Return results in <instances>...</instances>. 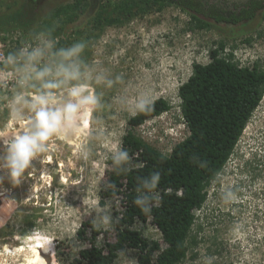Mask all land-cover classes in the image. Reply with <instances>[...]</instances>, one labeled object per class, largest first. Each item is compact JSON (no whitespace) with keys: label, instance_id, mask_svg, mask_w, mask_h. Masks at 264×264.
<instances>
[{"label":"rangeland","instance_id":"obj_1","mask_svg":"<svg viewBox=\"0 0 264 264\" xmlns=\"http://www.w3.org/2000/svg\"><path fill=\"white\" fill-rule=\"evenodd\" d=\"M48 41L54 42L53 52L85 44L78 59L81 80L95 88L100 104L89 128L72 143L50 141L49 151L34 159L19 185L11 184L8 169H0V264H47L46 253L36 246L45 238L52 241L49 264H68L89 246L76 233L90 218L106 231L96 244L111 239L121 202L112 197L99 204L112 155L105 158L101 142L121 146L130 129L132 99L143 96L152 102L162 97L171 108L132 130L168 154L189 133L178 87L193 63H207L210 49L223 42L224 52H232L239 65L264 68V9L237 25L198 28L171 2L0 0V60L25 44ZM14 91L11 85L0 88V129L6 131V105ZM29 115L25 111V119ZM76 144H82L87 158ZM6 154L0 150V163ZM194 216L188 250L178 264H264V92ZM133 227L164 246L150 218ZM116 263L137 264L135 250L119 251Z\"/></svg>","mask_w":264,"mask_h":264},{"label":"trees","instance_id":"obj_2","mask_svg":"<svg viewBox=\"0 0 264 264\" xmlns=\"http://www.w3.org/2000/svg\"><path fill=\"white\" fill-rule=\"evenodd\" d=\"M152 1L175 4L198 28L237 25L264 9V0H249L240 8L236 3L227 7L226 0ZM224 49L223 42L210 49L209 61L193 63L191 74L179 85L180 112L189 133L168 154L132 130L168 111V100L156 98L128 119L130 129L122 136L121 148L128 152L129 160L120 165L108 160L99 191L101 206L112 197H119L121 202L112 238L97 245V237L106 231L96 228L91 218L83 220L76 237L89 246L79 249L68 264H117L118 253L125 248L135 250L137 264H178L185 258L194 210L205 202L209 182L223 168L264 92V68L241 66L232 52ZM153 175L160 179L150 190L145 184ZM144 195L149 197V212L142 210L145 205L134 203ZM149 218L161 233L163 247L133 227L136 221Z\"/></svg>","mask_w":264,"mask_h":264},{"label":"clouds","instance_id":"obj_3","mask_svg":"<svg viewBox=\"0 0 264 264\" xmlns=\"http://www.w3.org/2000/svg\"><path fill=\"white\" fill-rule=\"evenodd\" d=\"M53 47V41L36 46L25 44L0 60V88L7 89L11 85L15 89L6 105L8 130L0 129V150L7 153L0 169L9 170L13 186L19 185L20 177L38 155L49 151V142L54 138L67 143L79 138L83 130L89 128L92 113L100 104L95 88L81 80L78 59L85 44L77 43L56 52L52 51ZM129 103L128 111L134 116L144 110L149 101L138 96ZM25 111L31 113L27 119ZM101 147L106 150V159L107 153L112 154L114 165L129 160L128 152L122 150L118 142L102 141ZM76 148L87 158L88 152L82 144H76ZM159 179V175H153L145 187L154 190ZM148 201L149 197L144 195L137 197L134 203L145 205L142 210L149 212ZM104 220L107 222L108 217L104 216ZM36 246L48 254L52 241L45 238L37 241ZM39 264H43V260Z\"/></svg>","mask_w":264,"mask_h":264},{"label":"flooded vegetation","instance_id":"obj_4","mask_svg":"<svg viewBox=\"0 0 264 264\" xmlns=\"http://www.w3.org/2000/svg\"><path fill=\"white\" fill-rule=\"evenodd\" d=\"M249 0H231V1H229V0H226V6L228 7V6H232V5H234L235 3L236 4H238V8H240V7H243L244 6V4L246 3V2H248ZM261 10V9H260ZM259 10V11H260ZM256 15H257V13H256Z\"/></svg>","mask_w":264,"mask_h":264},{"label":"bare ground","instance_id":"obj_5","mask_svg":"<svg viewBox=\"0 0 264 264\" xmlns=\"http://www.w3.org/2000/svg\"><path fill=\"white\" fill-rule=\"evenodd\" d=\"M44 258H45L47 264H49V262H50L49 254H46V255L44 256Z\"/></svg>","mask_w":264,"mask_h":264}]
</instances>
